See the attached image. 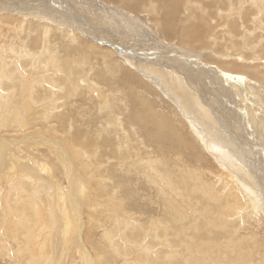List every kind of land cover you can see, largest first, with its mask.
<instances>
[{"label":"bare ground","instance_id":"6f19581e","mask_svg":"<svg viewBox=\"0 0 264 264\" xmlns=\"http://www.w3.org/2000/svg\"><path fill=\"white\" fill-rule=\"evenodd\" d=\"M75 1L88 16L72 3L55 22L39 0H0V136L60 135L43 142L56 164L45 144L0 139V258L53 264L60 230L61 264H264L263 195L231 151L221 162L154 105L168 71L151 50L198 45L203 67L264 86V0ZM110 17L144 45H126Z\"/></svg>","mask_w":264,"mask_h":264},{"label":"rangeland","instance_id":"374dc122","mask_svg":"<svg viewBox=\"0 0 264 264\" xmlns=\"http://www.w3.org/2000/svg\"><path fill=\"white\" fill-rule=\"evenodd\" d=\"M67 1H68L67 4H65V3L63 4V3H59V1H56V0H48V1L39 0L38 4H34V3H32V4L35 7H36V5H39V4L43 5L44 8L46 9V10L44 9L45 12L47 11L49 14L51 13L52 15L55 14V16H52L55 19V22L58 19L59 13H61L63 9L67 11L72 3H73L72 5L75 7V9L82 16H84V17L88 16L86 9H85L86 6H84L82 4V2H83V3H85V5H88L85 1H79V2L75 1V0L70 1L71 2L70 5H68L69 0H67ZM99 2L104 3L103 1H99ZM7 3H9V2H7ZM30 3H31V1H30ZM2 4H3V6H5L6 3L3 2ZM24 4H26V3H24ZM76 4H77V6H76ZM33 5L30 7H34ZM13 6H15V4L14 5L12 4L11 7H13ZM58 6L61 7L62 10L58 8V13H57L56 9ZM13 12H15V11H13ZM64 15H66V14L64 13ZM115 15H116V13H115ZM106 20L105 21L107 24L111 23L110 24L111 28H112V25H113V27L115 26V29H117V27H118V29L120 30V33H121L122 40H124L123 42H125L127 40V42H125L126 45H128V43H129L128 46L131 45V47H135L136 43H139V42L143 43V40H141V38H137L136 36H135L136 38L132 37L133 39L132 38L129 39V35H127L126 33L123 32L125 30H123L122 28L120 29L121 25H119L117 23L118 21H116V19L114 17H113V20H111V17L106 19ZM125 28L132 31V29L129 27H125ZM142 30L145 31V28H142ZM100 32L103 33L104 31L100 30ZM128 39L131 41H128ZM161 40H162L161 42H164L165 46H171V47L161 48L162 45L159 44V45H157L158 47H152L151 48V50L153 49V51H155L157 53V55H159L157 57L158 60H161L164 64H166V71H168L165 74H163V76L160 77L161 79L158 77L159 81H158V78L154 79L155 84L157 83L156 86H159V88L162 86L161 92H159L161 95L159 94L158 97L153 96L154 105L160 111H163V110L167 111L168 109L169 110L176 109L175 113H173V111H172V115H173L172 117L175 120L176 125H178L180 128L183 129L184 126L187 125L189 122L188 126L189 127L192 126L191 129H193V130L196 129L197 131H195V132H197V133L201 132V133L197 134V135H199V138H201L202 140H204L206 142L211 143L210 145L214 151L215 156L218 157V155H219L218 159L221 162H223V161L227 162V160L223 158L221 153L219 154L218 150L225 151V153H227V154H228V152L231 151L230 153H233L235 155V156L233 155V157L236 159V161L243 166L244 170L246 169L245 172H248V174H249L248 176L245 174L246 179L251 180L253 185L256 184L255 189L259 190L260 193L264 197V103H263L264 102V91H261L264 89L263 83L261 81H258L259 80L258 78L250 77V75L239 76V78L237 76H235L234 74H231V73H228V75H227V72L224 75H222L221 72L218 73L217 71H215L214 66L211 64L206 65L207 66L206 68L203 67L201 64L205 65V62L203 61V59H201L202 57H200L198 55L199 52L201 53V51H202V49H200V48H199L200 50L198 49V45H196V47H194L193 49L190 48L191 49L190 50L188 47H186V48L180 47V46L176 45V43H170V42L165 41V40L163 41V39H161ZM131 42H132V44H131ZM134 42H136V43H134ZM142 45H144V43ZM196 48L198 50H196ZM176 49H179V50L176 51ZM196 51H198V52H196ZM158 52L161 54H159ZM193 53H196V54H193ZM188 55H189V57H188ZM196 59H197V61H196ZM173 75L175 76V78ZM168 76H170V77H168ZM223 77H225V78H223ZM240 78H241V82H240ZM164 79H165V81H164ZM169 80H170V82H167ZM179 80H181V81L179 82ZM231 80H233V81H231ZM242 80H245V83H243ZM177 82L179 83V85ZM255 83L262 85L263 89H261L260 87L256 88L254 86ZM170 84L174 87V89H175V87H177V89H181V87H180V84H181L183 86V89H184L183 92L184 93H183V95H181V92L179 91L180 92L179 96L181 97L182 100L183 99L185 100V98L187 96V99H189L188 102L186 99L185 102H182V105H180V103L178 104L177 103L178 100L173 97L176 95V90H173L172 89L173 87L171 86V93H169V90L167 92L166 85H170ZM258 84H255V85L258 86ZM163 86L165 88H163ZM186 88H188V89H186ZM162 89H163V91H162ZM259 89L261 92L258 91ZM165 91L167 92V94L163 93ZM188 93L190 95H188ZM170 94L171 95L173 94V95L171 96ZM184 94H185V96H184ZM161 96H162V99L159 98ZM168 96H169V98H168ZM171 97L173 98V100H171ZM261 97H263L262 98L263 102L261 101ZM168 99H170V102ZM190 99H193V100H191V104H189ZM174 102H176L179 107L183 106L182 108L180 107L181 113L179 112L180 109H178V107H176L175 105H174L175 107L173 106ZM183 103H184V105H183ZM199 103L202 105L199 106ZM193 105H194V109H193ZM184 106H187L188 108H190L193 113L191 112V110H189L187 107H184ZM184 108L188 109V110H185ZM183 110H184V112H183ZM209 112L210 113L212 112V113L209 114ZM188 113L190 115H188ZM184 115L188 116V118L186 116L183 117ZM184 118H186V119H184ZM193 118H194V120H193ZM181 120H182V122H181ZM187 120H189V121L187 122ZM185 122H187V123H185ZM196 122H197V125L195 124ZM184 123H185V125H183ZM199 123H201L202 125ZM27 134L28 135L31 134V135L26 139L23 138L24 136H21L20 134H18V136L17 135L15 136L13 134L8 136L7 134H4V135H2L3 137L0 136V139L2 138L3 140H5L7 142H15L14 140H16V142L26 141L30 144V150L32 151V153H34L33 150H35L34 143L39 142L40 145H41V143L44 145L45 143H43V142H46L44 140V138H47L48 140H50L51 145L53 144V142H54V145H56L60 140L58 138V137H60L59 134H56V133L52 134L50 132L44 133L42 130H39L38 127H35V129H31L30 131L27 132ZM39 138H41V139H39ZM42 138L44 141L42 140ZM213 144H215V145H213ZM45 147H48V148H45ZM50 147L52 148V146H50V144H47V145L45 144L44 146L41 145L39 150L44 154H47V152H49L50 155L49 154H47V155L49 157L53 156L54 158L50 157V159H48V160H50L51 163L56 164L57 160L54 156L56 152H54L52 150L50 151ZM222 159H223V161H222ZM3 161L7 165V159L3 160ZM72 164H73V161H72ZM8 165H9V163H8ZM58 167H59V165H58ZM5 173H6V170H4V172H3V165H2V167L0 168V178L1 177L3 178L5 176ZM0 184L2 186V191L4 193L5 191L3 189L5 187V180H1ZM62 185L67 186V182H65L64 179H62ZM83 222H84V219H83ZM59 231H56V233H54L52 235L53 238L51 237L52 238L51 242L53 244H55V246L52 244L54 247V250H53L54 255L53 256H55V257H53V264H56L57 262H59L57 264H61V262L64 261V257L62 255L63 253L62 252L59 253L60 248L58 247V245L61 243V235H60ZM99 233L100 232H98V234ZM217 236H219V235H217ZM220 238H221V236L217 237V239H220ZM58 241H59V243H58ZM56 243H57V245H56ZM87 244H88V242H87ZM97 247H98V245H97ZM56 252H57V254H55ZM61 257L63 258V260H61ZM10 259H12V258H10ZM54 259H55V262H54ZM66 260L69 263L70 258L65 259V261ZM0 264H12V261L11 260L9 261V258H7V257H5L4 260H2L0 258ZM63 264H66V263H63Z\"/></svg>","mask_w":264,"mask_h":264}]
</instances>
